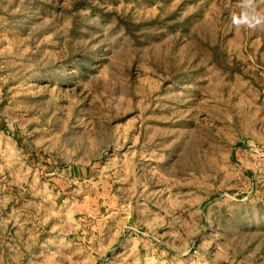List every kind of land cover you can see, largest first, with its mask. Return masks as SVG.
Returning a JSON list of instances; mask_svg holds the SVG:
<instances>
[{"label":"rangeland","instance_id":"1","mask_svg":"<svg viewBox=\"0 0 264 264\" xmlns=\"http://www.w3.org/2000/svg\"><path fill=\"white\" fill-rule=\"evenodd\" d=\"M245 16L264 0H0V264H94L64 237L80 203L22 181L23 152L85 162L123 127L149 134L136 197L159 213L105 264H264V24Z\"/></svg>","mask_w":264,"mask_h":264},{"label":"crops","instance_id":"2","mask_svg":"<svg viewBox=\"0 0 264 264\" xmlns=\"http://www.w3.org/2000/svg\"><path fill=\"white\" fill-rule=\"evenodd\" d=\"M108 134V140L97 145V156L85 162L66 160L60 163L50 147L43 149L45 159L37 158V161L31 160L30 150L24 151L25 153L22 151L33 171L22 181L38 182V185L39 181H45L41 185L48 198L54 197L53 181H61L63 201L76 199L77 204L80 203V230H70L64 237L74 238L78 235L79 249L95 252L94 264L117 260L120 251L127 255L130 251L132 253L134 236L136 231H140L137 227L145 225L150 231L159 213V207L155 209L142 197H136V191L142 189L141 186L149 188L151 185V181L141 180L145 174L144 169H136L135 163L150 158L149 155L145 156L143 143V139L149 134L141 132V135L136 136L125 127L116 128ZM140 144L143 153L138 155L137 148L141 150ZM50 189L53 190L52 193H49ZM157 194L158 199L162 198L166 202L180 198L170 190ZM68 216L70 219L74 217L72 214Z\"/></svg>","mask_w":264,"mask_h":264},{"label":"clouds","instance_id":"3","mask_svg":"<svg viewBox=\"0 0 264 264\" xmlns=\"http://www.w3.org/2000/svg\"><path fill=\"white\" fill-rule=\"evenodd\" d=\"M246 3L251 5V0H246ZM234 23H244V24H247L249 27H252V28H255L257 25H261V24H264V17H256L254 19V22L252 20H249L247 18V16H245V18L242 20V21H238L236 18H234Z\"/></svg>","mask_w":264,"mask_h":264}]
</instances>
